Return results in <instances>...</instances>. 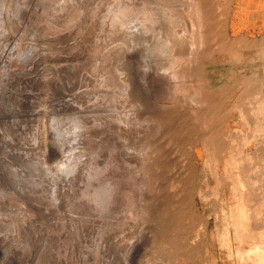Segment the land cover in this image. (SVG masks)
<instances>
[{
    "label": "rangeland",
    "instance_id": "1",
    "mask_svg": "<svg viewBox=\"0 0 264 264\" xmlns=\"http://www.w3.org/2000/svg\"><path fill=\"white\" fill-rule=\"evenodd\" d=\"M150 1L0 0V264H146V115L172 60Z\"/></svg>",
    "mask_w": 264,
    "mask_h": 264
},
{
    "label": "bare ground",
    "instance_id": "2",
    "mask_svg": "<svg viewBox=\"0 0 264 264\" xmlns=\"http://www.w3.org/2000/svg\"><path fill=\"white\" fill-rule=\"evenodd\" d=\"M169 1L171 78L146 115V194L164 201L146 264H264V0Z\"/></svg>",
    "mask_w": 264,
    "mask_h": 264
}]
</instances>
